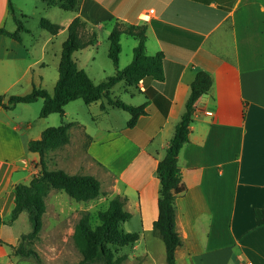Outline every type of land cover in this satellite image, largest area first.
Segmentation results:
<instances>
[{
    "label": "crops",
    "instance_id": "crops-1",
    "mask_svg": "<svg viewBox=\"0 0 264 264\" xmlns=\"http://www.w3.org/2000/svg\"><path fill=\"white\" fill-rule=\"evenodd\" d=\"M44 4L61 8L59 4ZM10 7L15 16L26 15L21 4L14 12L12 0H0V27L13 32L17 26L7 25ZM65 11L69 14L63 23H57L60 29L55 34L45 31L41 37H33L22 22L25 29L19 31V40L0 33V95L4 101L35 87L53 89L58 71L57 75L48 71L50 46L75 15L96 34L102 29L109 33L115 19L144 23L146 52L164 53L163 80L145 77L135 86L123 81L112 86L121 83L127 95L134 88L144 95L142 103L148 101L147 113L139 116L134 126L126 125L129 113L114 118L118 125L110 120L106 128L95 125L94 132L86 122L70 120L77 124L69 129L70 140L63 147L72 149L77 128L89 135L82 151L87 171L82 173L99 179L104 191L100 197L105 193L109 198L116 194L125 197L123 208L131 216L121 227L138 232L139 240L127 246L124 260L165 264L164 243L153 232L158 216L156 166L185 109L190 83L197 70H204L212 84L194 103L188 141L178 154L185 191L174 201L175 227L181 239L175 261L264 264V224L257 225L254 218V209L264 206V0H78L76 10ZM96 44L97 39L80 50ZM135 44L133 38L128 63ZM58 62L53 60L57 66ZM118 65L122 68L126 64L120 66L119 61ZM148 86L161 97L147 98ZM37 101L20 102L12 108L0 104V214L5 220L11 215L14 185L28 182L38 170L39 156L27 148L28 140L39 138L44 128L54 124V119H46L53 113L38 115L36 120L26 116ZM102 102L105 110L100 108ZM93 104L97 108L93 119L99 114L111 118L112 112H120L108 105L106 98L87 106L91 109ZM62 192L50 190L45 196L43 233L35 241L41 264L57 260L74 263L81 258L72 242L55 240L72 237L74 224L67 233L59 224L66 215L75 216L82 206L79 202H83L71 197L66 200ZM22 216L23 212L11 223L0 224V264H40L31 256L13 253L19 236L29 231L16 228ZM132 221L137 222L131 225Z\"/></svg>",
    "mask_w": 264,
    "mask_h": 264
},
{
    "label": "trees",
    "instance_id": "trees-1",
    "mask_svg": "<svg viewBox=\"0 0 264 264\" xmlns=\"http://www.w3.org/2000/svg\"><path fill=\"white\" fill-rule=\"evenodd\" d=\"M49 5L59 4L62 9L76 10L78 0H44ZM10 6V3H9ZM11 14L16 22L17 28L10 32L0 27V33L7 34L20 39L19 31L25 29L12 8ZM40 25L51 34L59 31L60 25L48 19L41 18ZM67 36L61 43L59 62L57 66L58 76L55 81L52 93L43 88H33L25 95H10L4 101L0 95V104L6 108H12L17 103H33L42 99V106L39 111L40 117L50 113H58L61 117L60 124L44 128L37 139H30L27 148L36 152L39 156L38 170L26 182L14 185L13 207L10 217L5 220L0 214V224L11 223L19 213L26 212L31 228L28 232L19 236V241L12 246L14 254L22 257L33 256L40 263L39 255L33 248L35 241L39 238L42 227V215L45 212V196L50 190H62L76 201H87L103 194L100 181L89 173L70 174L62 168H49L46 156L49 152L62 148L70 140L69 129L76 125V121H65L64 106L75 99L89 105L93 102L106 98L108 105L121 108L129 113L126 122L128 127L136 124L139 116L147 113L145 101L139 105L126 103L117 97L110 96L111 87L119 81L126 85L135 86L145 78L151 77L156 80H163V51L154 54L146 52V24L128 23L120 19L112 22L108 33L107 55L115 68L114 72L108 75L101 82L95 83L87 72L80 68L72 58L73 52L93 45L97 39L95 30L87 27L79 15H75L66 27ZM132 36L136 44L132 49V58L124 67L120 68L119 53L121 51V35ZM212 84L211 76L204 70H197L190 83L189 95L185 102V109L179 121L174 127V132L169 139L164 154L158 160L156 174L159 180L157 197L158 216L153 221V232L158 235L165 246V264H176L175 250L181 244V239L175 227V204L177 196L185 191L183 183L182 168L178 163V154L181 147L188 141L189 125L192 120L194 103L203 94L210 90ZM147 98L156 99L161 97L152 87L145 88ZM105 110L106 104H100ZM165 114L166 110L162 109ZM85 148L90 139L86 135ZM125 197L118 194L111 197L104 209L97 211L98 222L94 225L90 221V213L84 210L74 224L72 239L78 249L81 258L74 263L63 262L60 264H120L126 253L117 254L118 249L123 246H131L138 242L139 233L136 231H125L121 223L130 218V212L123 208ZM254 218L257 225L264 224V206L254 209ZM117 254V255H116ZM41 264V263H40Z\"/></svg>",
    "mask_w": 264,
    "mask_h": 264
},
{
    "label": "rangeland",
    "instance_id": "rangeland-1",
    "mask_svg": "<svg viewBox=\"0 0 264 264\" xmlns=\"http://www.w3.org/2000/svg\"><path fill=\"white\" fill-rule=\"evenodd\" d=\"M13 9L14 12L18 11L17 4H21L24 14L26 15L24 18L20 17V14L16 13V17L20 19V21L31 31L33 34V37H41L43 33H45V29H43L40 25V19L45 18L50 20L54 23H63L64 18L69 12L59 8L58 6L48 8L43 0H12ZM7 25L12 27L13 25H16V22L12 15L8 18ZM67 31L59 34L54 39V45L51 44L50 46V56L49 59L51 61V64L48 68L49 73H53L54 75H57V65L53 63V60L56 58L59 61V53L61 49V43L66 39ZM108 30L102 29L101 31L97 33V44L94 47H90L87 50H78L73 52L72 58L77 62L78 66L80 68H83L87 74L91 77V79L95 82H101L104 80L108 75L112 74L115 70L113 63L111 59L107 55L108 51ZM133 38L131 36L122 35L121 37V52L119 53V61L120 66H124L128 63L129 53H130V46L129 43L132 42ZM56 56V57H55ZM94 57V59H93ZM58 64V63H57ZM53 89L50 87L48 89V93H52ZM133 92L131 95H127L124 90L121 83L115 85L110 90L111 96H116L117 98L121 99L122 101L126 103H130L132 105H139L144 100V95L134 88L132 89ZM92 105L91 109L81 100L76 99L70 101L68 104L64 106L65 116L63 119L65 121L70 120H78L80 122H86L89 126L90 131H96L98 127L100 128H106V126L109 123V120L112 124L118 125L119 120L114 119L117 115H128L125 110H122L121 108H117L120 112H112L110 114L111 118H104L103 115L99 114L97 118H92V113L94 114L97 112V108ZM42 106V99L38 100L36 103L32 104V108L34 109L32 112H27L26 116L28 118H32V120L38 119L39 111ZM19 111V110H16ZM118 113V114H117ZM49 118L46 119H54V124L51 126H56L60 124V115L58 113H53ZM123 122V121H122ZM121 123V121H120ZM95 125H98L95 126ZM73 140L70 143V147L72 149L65 150V148H59L52 152H49L46 156L47 165L49 168H65L66 170H69L71 172H77L82 173L87 171V166L84 164V158L82 151L85 150V143H86V136L83 134L82 130L77 128V131L75 133L73 132ZM74 153V156H73ZM67 172V171H66ZM100 172V171H99ZM100 174V173H99ZM104 182V181H103ZM104 185V184H103ZM63 193V197L67 199H70V196H68L65 192ZM102 195V194H101ZM104 197H100V195L94 199L79 202L82 204L81 208L77 210L75 216H68L66 215V219L64 222H61L59 225L61 226V230L69 231L70 226L76 223L78 218L80 217L81 213L84 210H87L90 213V221L91 224L94 225L98 222L97 219V211L104 209L109 199V194L105 193ZM109 198V199H108ZM90 209L88 210L87 208ZM75 213V212H74ZM137 221H132L130 224L134 225ZM26 225V226H25ZM25 227L30 230L31 225L28 220L26 212H23V216L20 218V220L16 224V228ZM74 227V226H73ZM43 232L40 231L39 234ZM47 240V239H46ZM60 242L69 241L73 242L72 237L68 236L67 238H60L55 239ZM43 241V240H42ZM44 243V241L42 242ZM75 246V245H74ZM76 247V246H75ZM33 248L36 249L35 243L33 245ZM43 248H39L38 250L41 251ZM46 250V248H44ZM128 247L123 246L122 248L118 249L117 254H122L123 252L127 251ZM116 254V255H117ZM44 255V254H43ZM51 257H54L52 254L48 255ZM29 257V256H27ZM32 259L35 260L36 258L31 256ZM57 257V256H55ZM62 260L55 261V264L63 263ZM39 263V262H38ZM102 264V263H100ZM120 264H138L136 260H133L132 262H127L123 260L120 262Z\"/></svg>",
    "mask_w": 264,
    "mask_h": 264
},
{
    "label": "built area",
    "instance_id": "built-area-1",
    "mask_svg": "<svg viewBox=\"0 0 264 264\" xmlns=\"http://www.w3.org/2000/svg\"><path fill=\"white\" fill-rule=\"evenodd\" d=\"M149 12H152V9H150Z\"/></svg>",
    "mask_w": 264,
    "mask_h": 264
}]
</instances>
